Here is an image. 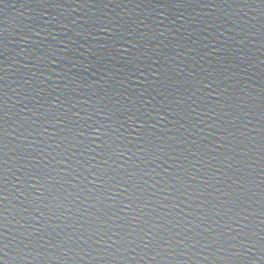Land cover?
<instances>
[{"label":"water","instance_id":"water-1","mask_svg":"<svg viewBox=\"0 0 264 264\" xmlns=\"http://www.w3.org/2000/svg\"><path fill=\"white\" fill-rule=\"evenodd\" d=\"M0 264H264V0H0Z\"/></svg>","mask_w":264,"mask_h":264}]
</instances>
